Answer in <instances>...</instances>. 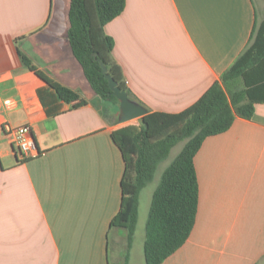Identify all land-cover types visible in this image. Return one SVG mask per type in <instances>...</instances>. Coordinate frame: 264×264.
<instances>
[{
  "label": "crops",
  "instance_id": "0c3cea01",
  "mask_svg": "<svg viewBox=\"0 0 264 264\" xmlns=\"http://www.w3.org/2000/svg\"><path fill=\"white\" fill-rule=\"evenodd\" d=\"M69 2L0 0V264H145V222L159 178L138 194L128 244L126 228L110 224L124 171L111 137L119 108L95 94L72 53ZM104 31L136 99L147 111L175 113L246 47L264 51V0H125ZM20 54L86 103L59 99ZM240 88L253 114L202 141L193 158L194 225L161 264H264V58ZM5 122L28 124L39 153L22 158Z\"/></svg>",
  "mask_w": 264,
  "mask_h": 264
},
{
  "label": "trees",
  "instance_id": "16d2710c",
  "mask_svg": "<svg viewBox=\"0 0 264 264\" xmlns=\"http://www.w3.org/2000/svg\"><path fill=\"white\" fill-rule=\"evenodd\" d=\"M124 5L125 0H70L67 40L97 96L119 106L101 70L102 62L106 72L127 95L145 107L127 87L120 67L112 58L113 38L104 31L105 24L119 15ZM258 38L262 44L264 35ZM20 57L54 89L59 99L71 102L72 107L86 103L76 91L36 70L22 54ZM263 58L264 51L258 53L254 45L248 46L220 79L188 107L175 113L148 110L139 118L138 124H121L111 131L112 140L122 154L124 171L120 208L110 224L126 228L128 244L137 220L140 190L152 181L157 167L167 159L172 148L183 142L176 155L161 170L152 194L143 241L145 264H161L188 238L198 203L194 155L207 136L226 131L236 116H252L253 103L245 100L240 80Z\"/></svg>",
  "mask_w": 264,
  "mask_h": 264
},
{
  "label": "water",
  "instance_id": "95a60500",
  "mask_svg": "<svg viewBox=\"0 0 264 264\" xmlns=\"http://www.w3.org/2000/svg\"><path fill=\"white\" fill-rule=\"evenodd\" d=\"M101 70L108 81V86L113 95L119 101V111L117 116V123H125L136 118H141L147 113V109L139 104L137 101L131 99L126 91L122 89L118 83L106 72V67L100 62Z\"/></svg>",
  "mask_w": 264,
  "mask_h": 264
},
{
  "label": "built area",
  "instance_id": "2783aa9c",
  "mask_svg": "<svg viewBox=\"0 0 264 264\" xmlns=\"http://www.w3.org/2000/svg\"><path fill=\"white\" fill-rule=\"evenodd\" d=\"M2 131L9 142L18 148L22 158H30L39 153L32 128L28 124L13 125L5 122L2 124Z\"/></svg>",
  "mask_w": 264,
  "mask_h": 264
},
{
  "label": "rangeland",
  "instance_id": "374dc122",
  "mask_svg": "<svg viewBox=\"0 0 264 264\" xmlns=\"http://www.w3.org/2000/svg\"><path fill=\"white\" fill-rule=\"evenodd\" d=\"M261 47L262 46H260V48L259 49H261ZM251 72V71H250ZM250 72H247L246 74L247 75H249V73ZM114 104V106L117 108H119V106L117 105V103H113ZM115 120H116V118H115ZM139 118H136V119H133V120H131V121H128V122H125V123H134V124H138L139 123ZM125 123H121V124H125ZM120 124V125H121ZM182 144H183V142H179V143H177L173 148H172V150H171V153H170V155L167 157V159L166 160H164L163 162H161L160 164H159V166L157 167V170H156V172H155V180L157 179V178H159V174H160V172H161V170L163 169V167H165L170 161H171V159L176 155V153L179 151V149L181 148V146H182ZM155 181H153L152 183H154ZM151 183V184H152ZM150 186V185H149ZM152 186V185H151ZM147 188H149V187H147ZM147 189H145V191H146ZM145 191H143V192H145ZM144 200H145V196H144ZM143 203H144V201H142V205H143ZM143 209H144V205H143ZM142 215V207H141V209H140V216Z\"/></svg>",
  "mask_w": 264,
  "mask_h": 264
}]
</instances>
